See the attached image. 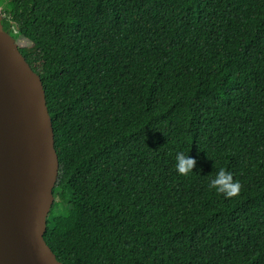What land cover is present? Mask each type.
<instances>
[{
  "label": "trees",
  "instance_id": "obj_1",
  "mask_svg": "<svg viewBox=\"0 0 264 264\" xmlns=\"http://www.w3.org/2000/svg\"><path fill=\"white\" fill-rule=\"evenodd\" d=\"M0 13L45 90L58 260L264 264V0H0ZM178 152L196 160L187 175ZM221 168L238 195L208 187Z\"/></svg>",
  "mask_w": 264,
  "mask_h": 264
},
{
  "label": "water",
  "instance_id": "obj_2",
  "mask_svg": "<svg viewBox=\"0 0 264 264\" xmlns=\"http://www.w3.org/2000/svg\"><path fill=\"white\" fill-rule=\"evenodd\" d=\"M58 171L40 75L0 13V264H63L44 240Z\"/></svg>",
  "mask_w": 264,
  "mask_h": 264
},
{
  "label": "clouds",
  "instance_id": "obj_3",
  "mask_svg": "<svg viewBox=\"0 0 264 264\" xmlns=\"http://www.w3.org/2000/svg\"><path fill=\"white\" fill-rule=\"evenodd\" d=\"M196 165V160L183 152L175 155V170L180 175L189 174ZM208 187L225 198H231L239 194L240 183L233 179V174L223 168L218 170L210 179Z\"/></svg>",
  "mask_w": 264,
  "mask_h": 264
},
{
  "label": "rangeland",
  "instance_id": "obj_4",
  "mask_svg": "<svg viewBox=\"0 0 264 264\" xmlns=\"http://www.w3.org/2000/svg\"><path fill=\"white\" fill-rule=\"evenodd\" d=\"M21 42H22V41H21ZM24 44H25L24 42L21 43L22 46H24Z\"/></svg>",
  "mask_w": 264,
  "mask_h": 264
}]
</instances>
